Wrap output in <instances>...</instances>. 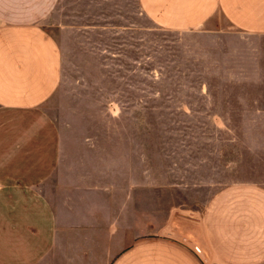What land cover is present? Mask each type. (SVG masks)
<instances>
[{
  "label": "rangeland",
  "instance_id": "374dc122",
  "mask_svg": "<svg viewBox=\"0 0 264 264\" xmlns=\"http://www.w3.org/2000/svg\"><path fill=\"white\" fill-rule=\"evenodd\" d=\"M45 28L61 59L47 112L66 137L107 155L139 237L168 219L158 232L199 238L215 193L264 186V34L217 15L164 29L136 0H58Z\"/></svg>",
  "mask_w": 264,
  "mask_h": 264
},
{
  "label": "crops",
  "instance_id": "0c3cea01",
  "mask_svg": "<svg viewBox=\"0 0 264 264\" xmlns=\"http://www.w3.org/2000/svg\"><path fill=\"white\" fill-rule=\"evenodd\" d=\"M136 1L164 29L217 15L234 31L264 34V0ZM57 3L0 0V264H264L261 185L215 193L199 215V238L158 232L168 219L139 237L137 209L122 200L107 155L66 137L47 112L61 75L45 28Z\"/></svg>",
  "mask_w": 264,
  "mask_h": 264
}]
</instances>
